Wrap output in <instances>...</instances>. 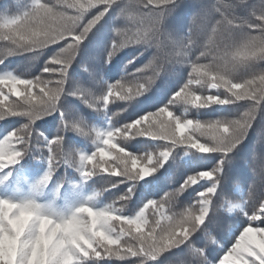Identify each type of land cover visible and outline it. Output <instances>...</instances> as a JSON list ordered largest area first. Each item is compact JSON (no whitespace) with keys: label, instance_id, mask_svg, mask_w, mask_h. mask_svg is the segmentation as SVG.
<instances>
[{"label":"snow or ice","instance_id":"snow-or-ice-1","mask_svg":"<svg viewBox=\"0 0 264 264\" xmlns=\"http://www.w3.org/2000/svg\"><path fill=\"white\" fill-rule=\"evenodd\" d=\"M182 4L183 0H56L55 3L33 0L31 8L22 15L0 18V40L7 42L0 54V64L10 55L38 54L51 45L58 46L38 76L22 78L12 72L0 74V119L8 116L26 119L19 129L0 139V172L19 163L34 147L35 121L57 112L62 127L43 145L48 170L35 185V191L46 187L56 167L69 161L78 160L80 175L85 181L107 173L108 183L116 188L124 180L135 181L152 174L154 162L158 158L166 161L172 147L177 145L205 156L211 153L219 156L214 165L187 176L178 189L165 194L163 199L149 200L135 215L121 214L124 203L133 194L131 187L104 207L83 203L69 215L35 198L0 197V264H88L113 257L120 261L134 258L131 260L136 264H148L185 245L188 254L173 264H192L193 255L199 257L197 264H211L193 240L208 219L212 198L220 192L231 154L247 138L258 113L264 111V68L257 67L264 64V0L258 3L198 0L191 23L179 34L170 31L165 22ZM117 5L120 17L128 26L116 29L106 62L129 46L140 49L130 64L148 55L151 60L109 85L102 97L105 106L110 100L130 101L144 95L166 65H188L191 71L167 105L122 127L88 130L83 121H65L59 102L79 46ZM241 9H246V14L242 15ZM147 69L152 70V76L145 75ZM73 94L84 93L78 89ZM242 101L245 102L243 110L231 119L202 122L172 111L177 104L206 108ZM65 130L84 135L91 131L95 136V150L79 154L66 152L62 135ZM118 137L120 140L145 137L172 147L160 151L159 157L137 156L121 146ZM201 181L207 183L196 191L194 203L181 212L166 215V205ZM98 194L89 196L88 200ZM236 208L243 212L247 223L216 264H264V193L258 209L249 212L243 204H233L228 206V211ZM28 212L32 215L21 226ZM148 213H151V222ZM98 216L103 219L97 220ZM253 222L258 223L253 226Z\"/></svg>","mask_w":264,"mask_h":264},{"label":"trees","instance_id":"trees-1","mask_svg":"<svg viewBox=\"0 0 264 264\" xmlns=\"http://www.w3.org/2000/svg\"><path fill=\"white\" fill-rule=\"evenodd\" d=\"M121 2H127V0H121ZM197 2L198 0H183L182 6L168 17L165 26L170 31L179 34L185 32L188 24L191 23L190 17L195 12L194 5ZM248 2L258 3V0H248ZM119 10L118 5L114 6L113 10L95 26L91 34L79 46L75 59L68 70L67 79L68 81L72 79V82H70L71 84L67 87V90H70L68 95L72 98L64 106L63 111L67 121H83L85 128L93 120L92 111L94 110L107 113L102 117L103 120H106L104 123L98 124L96 120L92 123V127L99 130H108L117 126L122 127L130 120L158 110L168 104L173 92L187 81V74L191 71L188 65H166L158 73L153 85L144 95L130 101L110 100V103L105 106L102 97L107 92L109 85L121 81L127 73H131L137 67H143L151 60V56L148 55L147 58L140 57L130 64L129 61L137 57L140 49L136 46H129L113 56L110 62H106L108 49L116 36V29H124L128 26L127 21L120 17ZM246 12V9H241L242 15ZM71 14L74 15L75 12H71ZM94 39H97L96 44L93 43ZM56 51H58V46L51 45L38 54L46 63ZM257 67L264 68V64H259ZM145 75L152 76V70L147 69ZM73 82L74 87H72ZM78 89L84 94L74 95L73 93ZM85 101H88V103ZM244 103L242 101L239 104L213 105L206 108H188L182 104H177L172 108V111L181 117L208 122L216 119L235 118L243 110ZM92 104L94 106H90ZM71 105L77 112L74 113L69 108ZM80 111L81 115L83 114L82 117L79 116ZM117 140L128 152L137 156L152 154L159 157L160 151L172 147L163 141L145 137L125 140H120L118 137ZM80 141L83 142L79 146L80 153H90L95 150L96 141L92 142L91 146L89 145L90 148L86 146V141ZM218 158L219 156L216 153L205 156L187 146L177 145L172 147L171 154L166 161L158 158L154 162L152 167L155 170L152 174L140 178L138 181H141V183L138 185L129 184L125 187L127 190L131 187L135 197L127 202L121 214L135 215L149 200L163 199L165 194L178 189L187 176L214 165ZM66 164L80 171L78 160L69 161ZM104 174L107 173H100V175ZM101 179L102 177L98 178L97 181H93L91 186L88 185L87 180L80 183L79 192H76L73 186L66 185L64 186V192L60 189L59 196L54 194L55 184L47 188V193H40L34 190V184L29 181L27 187L18 186L19 191L0 188V197L15 200L35 198L42 204L51 205L55 211L69 215L83 203H89L97 208L104 207L112 203L121 193V190L125 189L119 186L121 190L116 189L112 192L101 193L99 190ZM206 183L201 181L195 188H189L181 193L171 205L165 206L166 215L181 212L189 204L194 203L193 198L196 191L201 190ZM250 190H252L251 197L249 196ZM96 193L99 194L89 201L88 197ZM261 193H264V111L258 113L252 128L247 133V138L231 154L225 168L223 182L220 185V192L212 198L213 203L208 219L194 237L193 243L196 248L203 249L204 256L211 261V264H216L225 251L234 244L243 226L247 223L243 212L238 208L228 211V206L243 204L245 210L251 212L258 209ZM72 194H75L72 199L61 203L64 206H58L61 202L59 200L61 195ZM148 215L151 222V213H148ZM257 223L253 222V226H256ZM187 254L188 249L185 245L162 254L158 260L153 262L154 264H173L179 257ZM198 260L199 257L193 255L192 264H197ZM101 261H89L88 264H100Z\"/></svg>","mask_w":264,"mask_h":264},{"label":"rangeland","instance_id":"rangeland-1","mask_svg":"<svg viewBox=\"0 0 264 264\" xmlns=\"http://www.w3.org/2000/svg\"><path fill=\"white\" fill-rule=\"evenodd\" d=\"M91 32L88 35H90ZM96 40L97 39H94L93 43L96 44ZM3 42H4L3 40H0V54L3 53V49L1 48V45ZM44 63H45V60L43 58H40L39 54L20 53L16 55H10L4 60L2 64H0V74H3L5 72H12L13 74L21 76L22 78H32L34 76H37L36 75L37 72H39V75L41 74L42 72L41 67ZM71 80L72 79L68 81L67 79L66 90H65L66 96H64V98H67L68 102L72 98L68 95L70 90H67V87L71 84L70 82H72ZM72 87H74V82L72 83ZM78 87L80 86L78 85ZM11 99H15V97H12ZM25 122H26V119L23 116H8L5 119H0V139L7 136L13 130L19 129L21 125L24 124ZM60 122H61V116L59 112L54 113L53 115H47L44 118L38 119L35 121L33 125L34 131H33V137H32L34 147L30 149L20 159L19 163H17L10 169L5 170L4 172H0V183L9 184V182H11L9 180L5 181L9 174V170L11 169L13 170L12 172L14 176H16L17 173H19V178H21L22 170L31 169V174L36 177L37 181L40 180V178L48 170L47 151L43 147V145L47 142V139L52 138V135H51L52 131H55V130L58 131V125L60 124ZM80 135H83V134H80ZM100 177H102V179L100 180L101 183L99 184V190L101 193L112 192L116 189H120L119 186H121L123 189L129 184L138 185L141 183V181H138L139 179L135 181L124 180L122 185H120L121 183H119L118 187L112 188L111 185L108 183L109 182L107 178L108 174H104V175H99V176H95V177L88 179V184L91 185L93 181H97V179ZM76 178H79L82 181L84 180L78 171L62 163L56 167L51 181L56 185V190L61 188L62 192H64V186L66 185H71L76 188L75 183L72 182V180ZM111 179L119 181L120 178L111 177ZM126 192H127V188L121 190V193L116 197V199L119 196L125 194ZM65 196H69V195H61L62 198H64ZM134 197H135V194H132L130 199ZM129 200H127L124 203L123 208L126 207V204ZM131 259H134V258H128L124 261H120L114 257L110 260L105 258V260L101 261L100 264H136V262ZM148 264H154V262L148 261Z\"/></svg>","mask_w":264,"mask_h":264},{"label":"clouds","instance_id":"clouds-1","mask_svg":"<svg viewBox=\"0 0 264 264\" xmlns=\"http://www.w3.org/2000/svg\"><path fill=\"white\" fill-rule=\"evenodd\" d=\"M31 215H32L31 212H28V213L25 214V216L22 218V220L20 222L21 223V226L23 225L24 221L27 220ZM96 219L97 220H102L103 217L102 216H98V217H96Z\"/></svg>","mask_w":264,"mask_h":264}]
</instances>
